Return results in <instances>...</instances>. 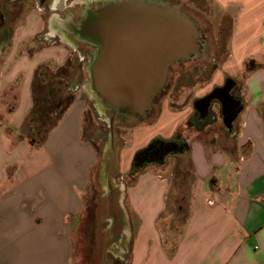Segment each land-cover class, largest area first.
<instances>
[{"label": "crops", "instance_id": "crops-1", "mask_svg": "<svg viewBox=\"0 0 264 264\" xmlns=\"http://www.w3.org/2000/svg\"><path fill=\"white\" fill-rule=\"evenodd\" d=\"M211 1L232 17L227 60L207 83L189 89L191 101L182 108L163 100L156 118L134 126L118 154L117 170L125 178L139 150L156 137L181 133L191 150L178 157L189 159L195 174L189 217L171 252L159 221L167 210L172 167H148L126 187L122 222L131 264H264V0ZM40 12L15 29L17 41L44 30ZM36 16L40 22L34 28ZM64 56L53 48L19 61L8 73L9 61L0 72V98H11L0 102V264H75V226L101 162L85 137L87 101L77 98L41 142L19 133L34 107L35 68L49 57ZM250 62L257 69L248 73ZM227 77L238 82L242 102L231 130L221 123L201 132L187 129L195 102ZM184 170L182 164L179 171Z\"/></svg>", "mask_w": 264, "mask_h": 264}, {"label": "rangeland", "instance_id": "rangeland-1", "mask_svg": "<svg viewBox=\"0 0 264 264\" xmlns=\"http://www.w3.org/2000/svg\"><path fill=\"white\" fill-rule=\"evenodd\" d=\"M56 1L0 0L8 29L7 39L0 44V72L9 61L11 64L7 69L8 73L14 70V65L19 61L33 59L44 51L56 48L65 52L62 60L49 57L35 68L34 107L23 121L19 133L23 137L33 138L35 142L44 140L77 98L86 99L85 137L95 145L101 162L95 169V177L85 198L83 214L75 226V264H131L130 245L124 236L122 217L125 211L123 206L125 189L133 183V179L128 175L123 178L117 170L119 151L129 141L130 130L134 126L150 123L156 118L163 100L169 99L170 105L174 108H182L183 104L191 101L189 89H196L207 83L215 70L227 60L231 50L229 42L232 34V17L224 14L211 0H152L177 8L180 13L198 24L202 35L203 55L175 65L170 72L169 84L157 98L153 111L146 118L130 121L114 110L103 107L99 100L90 94L87 66L94 51L92 46L79 42L76 37L69 35V32L66 36L70 45L60 43V38L56 36L49 41L46 40L49 33L55 35L49 31L52 15H60L65 21H75L82 16L87 6L96 7L99 4L96 3L98 0L95 2L92 0L86 6L82 4V0H64L63 9L55 7ZM75 2L80 3L74 6ZM71 5L74 8H66ZM38 9L45 21L44 30L22 42L17 41L14 38L15 29L25 23L27 16L39 11ZM39 22V17H34L33 27L37 28ZM58 28L65 30L62 26ZM84 86L86 90L83 89ZM2 99L9 103L11 98L7 95L0 98V102ZM226 103L230 111L235 110L234 102L226 99ZM211 110L212 115L208 117L206 115L202 119L204 121L208 118L209 122L203 130L213 123H219L218 125L221 123L223 129L226 127V130H231L232 125H227L221 114L222 102L214 101ZM3 117L4 113H0V120ZM192 128L198 129L196 126ZM206 134L210 135L211 131L208 130ZM165 163L169 169L172 167V189L166 213L159 221V227L163 233H167L166 245L171 252L189 217V202L195 174L192 165L181 160L178 155L166 158ZM182 164L185 172L179 171ZM161 166L149 167L162 168Z\"/></svg>", "mask_w": 264, "mask_h": 264}, {"label": "water", "instance_id": "water-1", "mask_svg": "<svg viewBox=\"0 0 264 264\" xmlns=\"http://www.w3.org/2000/svg\"><path fill=\"white\" fill-rule=\"evenodd\" d=\"M51 21L49 30L56 28L61 42L70 45L64 23L56 15ZM61 26L64 31L58 30ZM71 29L79 42L94 48L87 66L90 94L130 121L153 111L175 65L203 55L198 24L177 8L152 0L87 6Z\"/></svg>", "mask_w": 264, "mask_h": 264}, {"label": "trees", "instance_id": "trees-1", "mask_svg": "<svg viewBox=\"0 0 264 264\" xmlns=\"http://www.w3.org/2000/svg\"><path fill=\"white\" fill-rule=\"evenodd\" d=\"M257 69V65L254 63H248L246 65V72H252ZM46 80V78H45ZM44 81V79L42 80ZM240 87L236 80L231 77H227L225 84L221 87H216L210 94L206 97L195 102V113L189 121L186 123L187 129H192V127L196 126L197 130L201 131L204 127L209 123L208 118L202 120L204 116L207 117L212 113L211 104L214 101L222 102V110L221 114L227 125L231 126L233 120L236 119L235 115L239 110V98ZM226 99H230L231 103H235L236 108L233 111H230L228 105L226 103ZM238 108V109H237ZM212 120V119H211ZM195 121V124L193 122ZM202 122V123H201ZM200 126H197V124ZM33 142V138L29 137ZM41 142V141H38ZM36 143V142H35ZM97 150V149H96ZM190 145L188 141L182 136L181 133H178L171 139H165L161 137H157L153 139L145 148L139 150L132 162L131 170L129 172V176L134 180L135 177L141 173L143 170L148 168L151 165H163L165 163L166 158L170 156H185L190 153ZM98 152V151H97ZM99 154V153H98ZM100 156V154H99ZM184 157V158H185ZM101 159V156H100ZM190 164V160L188 161ZM100 165V164H99ZM98 165V166H99Z\"/></svg>", "mask_w": 264, "mask_h": 264}, {"label": "flooded vegetation", "instance_id": "flooded-vegetation-1", "mask_svg": "<svg viewBox=\"0 0 264 264\" xmlns=\"http://www.w3.org/2000/svg\"><path fill=\"white\" fill-rule=\"evenodd\" d=\"M4 1V0H3ZM12 2H15V1H17V0H11ZM45 0H43V2H44ZM97 1V0H96ZM105 1H108V0H98L96 3H99V4H97V5H100V4H102L103 2H105ZM95 2V1H94ZM42 3V2H41ZM2 4H0V44H2L3 43V41H5L6 39H7V34H6V32L8 31V29H7V26L5 25V17H4V15H3V11H2ZM58 6V5H57ZM57 6H56V8H57ZM71 8H74V7H71ZM70 8V9H71ZM45 11V10H44ZM73 22H75V21H68V22H66V23H64V28L65 29H67V31L69 32H71L72 34H73V31H72V29H71V26H72V23ZM59 26H60V24H59ZM75 34H73V36H74Z\"/></svg>", "mask_w": 264, "mask_h": 264}, {"label": "bare ground", "instance_id": "bare-ground-1", "mask_svg": "<svg viewBox=\"0 0 264 264\" xmlns=\"http://www.w3.org/2000/svg\"><path fill=\"white\" fill-rule=\"evenodd\" d=\"M83 1L89 3V2H91L92 0H83ZM94 1H95V0H94ZM60 2H61V0H57V1H56V4H55V7H56ZM53 5H54V4H53ZM58 6H59V5H58ZM53 7H54V6H53ZM55 30H56V28H55ZM55 30H53V31L51 30V31H52L53 33H55ZM58 30H59V29H58ZM61 31H62V30H61ZM62 33H64V32H62ZM62 33H61V34H62ZM51 35H52V34H51ZM85 88H86V87L84 86L83 89H85ZM85 90H86V89H85ZM124 212H125V211H124Z\"/></svg>", "mask_w": 264, "mask_h": 264}]
</instances>
